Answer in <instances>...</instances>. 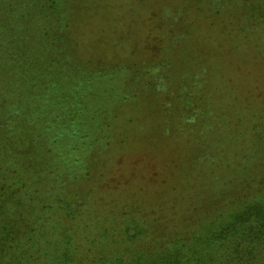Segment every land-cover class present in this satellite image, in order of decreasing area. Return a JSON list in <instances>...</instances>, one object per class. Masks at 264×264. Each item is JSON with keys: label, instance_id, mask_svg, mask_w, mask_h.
Returning <instances> with one entry per match:
<instances>
[{"label": "rangeland", "instance_id": "374dc122", "mask_svg": "<svg viewBox=\"0 0 264 264\" xmlns=\"http://www.w3.org/2000/svg\"><path fill=\"white\" fill-rule=\"evenodd\" d=\"M15 2L30 16L50 74L44 88L31 87L25 136H47V165L68 172L100 217L119 224L117 237L138 215L124 244H196L192 217L148 223L215 180L222 190L247 181L264 187L244 172L264 164V87L254 83L264 85V13L252 2ZM246 153L256 157L242 160ZM241 170L246 176L233 178ZM135 226L143 234L133 237Z\"/></svg>", "mask_w": 264, "mask_h": 264}, {"label": "trees", "instance_id": "16d2710c", "mask_svg": "<svg viewBox=\"0 0 264 264\" xmlns=\"http://www.w3.org/2000/svg\"><path fill=\"white\" fill-rule=\"evenodd\" d=\"M250 2L264 13V0ZM31 29L27 10L15 0H0V264H264V187L248 181L222 190L215 180L199 192L184 194L187 198H174L177 203L164 207L168 211L164 218L148 223L152 229L163 228L192 217L196 244H124L138 215L126 221L124 234L116 236L119 224L101 218L89 194L68 172L60 176L47 165L41 146L47 136L38 134L30 141L25 136L33 128L25 119L31 114V87L40 82L44 88L50 75L44 46L33 41ZM254 83L264 87L262 82ZM182 98L192 103L191 95ZM125 139H117V145L127 144ZM255 157L246 153L242 160ZM258 166L257 171L244 172L247 176L253 172L254 182L262 183L264 164ZM246 174L241 170L233 178ZM131 208L141 213L136 203ZM134 229L133 237L145 230ZM81 238L97 244H81Z\"/></svg>", "mask_w": 264, "mask_h": 264}]
</instances>
